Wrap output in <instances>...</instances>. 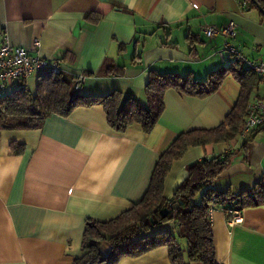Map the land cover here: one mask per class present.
I'll use <instances>...</instances> for the list:
<instances>
[{
    "label": "crops",
    "instance_id": "crops-1",
    "mask_svg": "<svg viewBox=\"0 0 264 264\" xmlns=\"http://www.w3.org/2000/svg\"><path fill=\"white\" fill-rule=\"evenodd\" d=\"M87 14L90 15L87 18ZM236 24L230 45L248 59L264 58V19L242 0H0V43L33 48L72 76L84 73L80 91L104 96L115 90L147 106L148 70L204 81L228 64L224 37H208L206 25ZM111 63L120 73H102ZM106 65V66H105ZM37 76L29 78L34 91ZM260 88V85L258 86ZM240 84L226 75L204 97L164 93V109L148 133L138 124L112 128L100 104L52 113L40 128L0 131V264H72L80 255L87 219L109 220L140 200L159 155L183 131L218 126L233 108ZM247 142V148L244 147ZM24 144L16 154L11 143ZM233 151L214 180L217 191L238 194L264 175V138L255 130L203 146H190L173 161L165 198L187 177L188 164ZM230 224L222 206L209 215L221 264H264V203L240 210ZM176 231L175 222L153 231ZM115 264H171L168 248L126 255Z\"/></svg>",
    "mask_w": 264,
    "mask_h": 264
},
{
    "label": "trees",
    "instance_id": "trees-1",
    "mask_svg": "<svg viewBox=\"0 0 264 264\" xmlns=\"http://www.w3.org/2000/svg\"><path fill=\"white\" fill-rule=\"evenodd\" d=\"M243 1L249 8L259 11V5L264 10V0ZM122 69L123 66L111 63L102 73H120ZM228 74L240 84V93L222 123L213 128L180 132L159 155L140 200L109 220L87 219L81 252L72 264H115L123 256L140 255L159 246L168 248L171 264H221L216 258L207 209L215 203L227 214L228 209L241 210L264 203V175L251 189L238 194L217 191L213 182L234 156L233 151H225L188 164L187 177L169 199L163 194L164 180L173 161L179 159L188 147L226 141L238 134L247 101L260 85L261 78L251 69L243 68L233 57L229 58L227 65L208 71L204 81L189 75L159 73L150 69L145 84V107L133 96L123 95L118 90L104 96L84 95L75 87L76 76L61 70L38 76L34 91L23 87L0 98V131L37 129L52 113L66 116L77 106L100 104L108 124L115 130L124 131L130 125L138 124L148 133L164 109L163 97L168 89L200 98L217 91ZM247 142L244 141L246 148ZM11 148L20 154L24 151V144L12 142ZM169 222H175L176 231H153L156 226Z\"/></svg>",
    "mask_w": 264,
    "mask_h": 264
},
{
    "label": "built area",
    "instance_id": "built-area-1",
    "mask_svg": "<svg viewBox=\"0 0 264 264\" xmlns=\"http://www.w3.org/2000/svg\"><path fill=\"white\" fill-rule=\"evenodd\" d=\"M242 4V0H236ZM236 24L229 21L226 25L217 27L206 25L204 32L212 38L217 35L224 37L223 48L219 54L223 59V53L227 52L231 57L236 58L243 68L251 69L261 78L260 88H256L246 104L244 119L238 135L242 139L249 137L255 130H259L264 138V58L260 60L248 59L240 50L233 47L227 41L229 36L235 34ZM40 40H33V48L27 49L20 45L12 44L7 36L3 35L0 43V98L10 94L19 88L27 87L29 78L41 76L45 73H59L62 69L56 60H49L41 57L37 52ZM84 75L76 76L75 87L80 88L84 81ZM215 203H211L207 209L208 216L211 214ZM227 221L232 224L241 220L240 209H228Z\"/></svg>",
    "mask_w": 264,
    "mask_h": 264
},
{
    "label": "water",
    "instance_id": "water-1",
    "mask_svg": "<svg viewBox=\"0 0 264 264\" xmlns=\"http://www.w3.org/2000/svg\"><path fill=\"white\" fill-rule=\"evenodd\" d=\"M257 7H258V9H259V11L263 14V16H264V10H263V8L261 7V6H259V5H257ZM38 77V76H37Z\"/></svg>",
    "mask_w": 264,
    "mask_h": 264
},
{
    "label": "rangeland",
    "instance_id": "rangeland-1",
    "mask_svg": "<svg viewBox=\"0 0 264 264\" xmlns=\"http://www.w3.org/2000/svg\"><path fill=\"white\" fill-rule=\"evenodd\" d=\"M254 91H255V90H254ZM254 91H253V92H254ZM253 92H252V93H253Z\"/></svg>",
    "mask_w": 264,
    "mask_h": 264
}]
</instances>
